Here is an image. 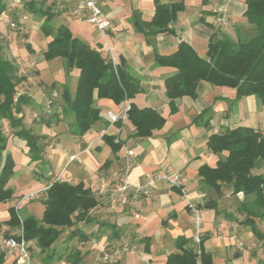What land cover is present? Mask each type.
<instances>
[{
    "label": "crops",
    "instance_id": "1",
    "mask_svg": "<svg viewBox=\"0 0 264 264\" xmlns=\"http://www.w3.org/2000/svg\"><path fill=\"white\" fill-rule=\"evenodd\" d=\"M75 2L62 0L54 4L53 26L67 25L76 37L99 46L113 63L122 65L140 86L128 99L129 104L152 108L165 121L149 135H136L135 126L126 118L100 136V129L108 124L107 112L117 114L124 104L102 97L95 100L100 118L83 134L75 133L73 114L65 111L62 92L64 86L74 92L78 70L67 73L60 57L43 58L49 40L40 28L44 17L31 13L21 17L22 31L11 40L9 30L0 24L1 35L9 38L6 55L15 59L18 74L23 77L16 88L28 99L15 115L21 116L25 127L43 137L44 142L42 159L33 161L24 140L8 136L7 145L10 138L17 140L12 149L6 146L14 160V172L7 183L13 194L0 202V248L5 238L21 231L19 224L10 223V209L21 196L42 188L53 175L61 173L60 180L82 183L98 202L99 195L90 184L102 176L108 186L116 182L128 148L133 151L128 177L132 183L147 187L148 194L131 191L129 206L119 204L111 211L91 207L85 220H77L73 227H63L49 249L41 250L34 240L27 241L30 264H111L100 259V247L106 242L112 248L124 237L132 248L115 264H165L169 254L181 252L177 244L181 237L185 238L183 247L197 251L195 220L188 202L199 208L201 246L210 254L213 264H264V239L260 235L264 234V219L256 217L253 226L244 223L245 208H240L241 204L251 206L254 195L233 192L226 183H221L216 191L199 174L202 166L214 167L227 155L226 151L213 152L208 147L210 134L249 126L264 136V99L251 94L236 99L235 88L201 80L195 95L175 98V109L170 111L164 79L175 69L156 62V54L172 53L181 40L204 56L214 34L231 41L254 36L244 14L246 0H183L184 8L169 23V29L147 36L136 29L132 15L136 11L143 20H150L155 0H100L102 15L113 26L104 33L71 13ZM220 4L228 20L225 25L216 20L215 8ZM23 37L27 38L30 50L23 42L24 48L20 47V42H25ZM49 99L53 113L46 114L44 107ZM112 139L120 142L116 150ZM70 154H76V158L70 160ZM252 171L263 174L264 160L257 159ZM163 172L178 173L180 187L162 180L148 185L149 175ZM129 207L138 216L132 215ZM44 208L41 198H26L18 211L22 217L40 219ZM74 227L86 238L81 239L78 234L70 237ZM92 238L95 240L91 244ZM0 254V264H18L15 251L0 249ZM78 256L74 263L72 259Z\"/></svg>",
    "mask_w": 264,
    "mask_h": 264
},
{
    "label": "trees",
    "instance_id": "2",
    "mask_svg": "<svg viewBox=\"0 0 264 264\" xmlns=\"http://www.w3.org/2000/svg\"><path fill=\"white\" fill-rule=\"evenodd\" d=\"M5 2L0 0V14L5 9ZM54 4H47L44 0H25L14 20L20 27L19 19L23 14L43 16L40 28L49 37L43 58L49 60L60 57L67 73L74 68L78 70L74 92L71 93L64 86L62 99L65 111L73 114L74 132L80 135L100 118L96 98L105 97L120 103L129 99L140 86L135 77L122 65L113 63L99 46H92L76 37L67 25L53 26ZM183 8V0H171L168 3L155 0L154 14L150 20H143L136 11L132 20L136 29L147 36L168 30L169 23L176 19L177 12ZM244 14L255 32L248 39L231 41L214 34L208 41L204 56L183 40L172 53L156 54L158 65L175 69L173 74L164 79L170 111L175 109V98L194 96L197 83L201 80L235 88L236 99L250 94L264 99V0H246ZM26 47L31 49L29 43ZM22 79L14 60L4 55L0 40V202L12 197L13 190L7 183L14 172L13 157L6 150L8 134L3 129L2 120L7 121L13 136L24 140L31 160H41L43 154V137L35 135L30 128L25 127L22 117L15 115L20 105L28 101L24 94L17 95L16 86ZM127 118L135 126L136 135H149L165 121V117L156 110L138 108L134 103L129 105ZM111 141L116 150L120 146L119 140ZM207 145L213 152L226 151L227 155L214 167L200 168L199 174L204 183L216 191L221 183H226L233 192L253 194L251 206H240L245 208L246 213L243 222L253 226L256 217L264 219V173L254 174L252 171L257 159L264 160V136L261 132L249 126H236L210 134ZM41 199L45 208L40 219L30 215L22 217L24 239L34 240L41 250L51 247L63 227H73L77 220H85L88 210L97 202L82 183L71 184L64 180L52 182ZM10 213V223L19 224L14 207ZM70 232V237L78 234L81 239L86 238L77 227ZM260 235L264 239V234ZM201 241L200 252H197L193 247H183L185 238H179L177 244L181 252L169 254L165 264H213L210 254L202 248ZM78 260L79 256L72 259L74 263Z\"/></svg>",
    "mask_w": 264,
    "mask_h": 264
},
{
    "label": "built area",
    "instance_id": "3",
    "mask_svg": "<svg viewBox=\"0 0 264 264\" xmlns=\"http://www.w3.org/2000/svg\"><path fill=\"white\" fill-rule=\"evenodd\" d=\"M25 0H9L6 3L5 9L2 11L5 13L6 11H13L21 8L23 2ZM35 1H43V0H35ZM47 4L57 3L59 4L62 0H44ZM100 0H76L74 6L71 8V13L76 17H83L88 23L94 25L101 33H104L107 29H113L112 23L102 15L101 7L99 5ZM215 12L217 13L216 20L222 24H227L228 20L224 13L223 4L218 5L215 8ZM27 14L22 15L21 17H25ZM9 25L12 28H18L19 23L17 21L9 20ZM22 93L17 89V95ZM128 99L124 100V104L120 112L114 114L112 112H107L108 124L100 129L99 134L103 136L107 133V130L110 126H113L117 122H123L127 118V110L129 109ZM52 110V100H47L46 105L44 107V111L46 113H50ZM133 156V151L131 149H125V155L122 167L119 171V175L117 177V181L111 183L109 186L107 185V180L104 176L99 177V179L90 184V187L98 193L99 199L96 204L97 207H102L105 211L114 210L117 205L129 206V194L130 192H136L138 194L147 195L149 189L145 186L134 184L130 181L128 174L131 166V158ZM76 158V154H70L69 159L73 160ZM61 179V173H57L52 176V178L42 187L36 189L34 191L29 192L21 196L15 206L14 209L17 211L19 225H20V233L17 236H10L4 239L1 244L2 250L9 249L16 252V261L18 264H30V252L28 249L27 241L23 237L22 233V216L19 213V207L21 202L28 199H37L45 197L46 190L51 185L52 182ZM157 180H162L167 182L171 186L180 187L181 181L178 173H168L163 172L159 174L149 175L148 185L152 186ZM188 206L195 220L196 232L194 234V240L197 243V252H200L199 243H200V211L196 204L192 202H188ZM129 211L132 215L138 216V213L133 210V208L129 207ZM95 239H90L89 243H93ZM100 259L104 262H108L111 264H115L119 262L125 253L131 250V244L127 237H124L120 240V242L109 248L108 244L105 242L101 245Z\"/></svg>",
    "mask_w": 264,
    "mask_h": 264
},
{
    "label": "rangeland",
    "instance_id": "4",
    "mask_svg": "<svg viewBox=\"0 0 264 264\" xmlns=\"http://www.w3.org/2000/svg\"><path fill=\"white\" fill-rule=\"evenodd\" d=\"M6 2L5 3H7L9 0H5ZM20 10H21V8H18L17 10L15 9V10H13V11H6L5 13H3V12H1V14H0V24H3V25H5L6 27V30L8 31V32H10L11 34H10V40L12 39V38H16L20 33H21V28L20 27H18V28H12L10 25H9V20H13V19H16L17 18V14H19L20 13ZM23 15H25V14H23ZM21 25V24H20ZM23 39H25V42L24 41H21L20 42V47H22V48H24L23 46L25 45V47H26V44H27V41H26V39L27 38H24L23 37ZM0 40H1V43L3 44V52H4V55L6 56V57H8L7 55H8V41H9V38H6L5 36H2L1 35V31H0ZM22 42H23V46H22ZM7 54V55H6ZM9 58V57H8ZM13 60V59H12ZM14 62L16 63V61H15V59H14ZM16 65H17V63H16ZM17 67H18V65H17ZM46 113V112H45ZM51 113H53V110H51V112L50 113H46V114H51ZM35 117H36V115H35ZM2 122H3V129H4V131H5V133H7L8 134V136L10 135V134H12L11 133V129L9 128V126H8V124H7V121L5 120V119H3L2 120ZM15 140H17V139H15V138H10L9 140H8V147L7 148H13V142L15 141ZM16 142V141H15Z\"/></svg>",
    "mask_w": 264,
    "mask_h": 264
}]
</instances>
